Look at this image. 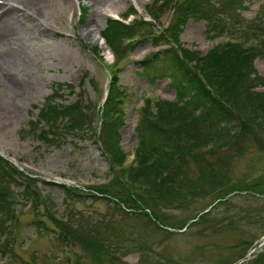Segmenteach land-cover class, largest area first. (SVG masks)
Wrapping results in <instances>:
<instances>
[{"label": "rangeland", "instance_id": "obj_1", "mask_svg": "<svg viewBox=\"0 0 264 264\" xmlns=\"http://www.w3.org/2000/svg\"><path fill=\"white\" fill-rule=\"evenodd\" d=\"M6 1L18 4L21 10L12 6L1 8V11L8 10L6 16L13 19V26L0 33V153L17 161L20 167H24L23 163L28 164L26 173L52 183L48 185L40 182L39 185L42 193L50 196L54 202V211L59 217L68 218L74 224H88L91 228H97L99 237L113 243L116 259L114 263L105 264H237L246 252L251 253L257 248L252 263H249L264 264V246L258 247L264 235V195L253 197L248 192L233 193L227 202L217 204L216 196L200 200L203 193L199 194L198 190L195 193L187 191L184 194L186 199L181 200L193 203L182 210H168L167 214L172 216L173 221L188 219L206 209L211 212L207 220L189 227L186 232L169 235L158 230L142 215L122 212L105 199L90 197L89 187L107 184L111 179L108 160L102 153L101 144L90 135L70 140L61 148L47 147L34 138L21 136V130L27 129L28 123L35 119L31 117L30 110L34 106L41 108L57 84L78 85L84 72H88L84 86L89 106L101 103V88L108 82L105 64L111 63L113 58L108 56L106 46L101 45L105 57L102 63L85 44L95 46L102 43L100 33L106 27L107 18L122 15L131 6L138 11L141 8L144 10L151 0H109L98 3L96 0H80L81 6L88 10L87 16L81 22L78 9L73 25L67 24L66 14L74 0ZM230 1L206 0V3L213 5L220 2L218 8L221 9ZM242 2L241 19L238 21L242 26L252 22L256 26L259 22L264 23V0ZM139 14L146 15L145 12ZM224 17L227 19L229 14L225 13ZM171 19L172 13L169 12L162 22L168 25ZM205 22L203 19H191L187 23L180 36L182 47L197 48L203 53L209 50L211 40ZM245 30L253 32L250 28ZM243 33L242 29L235 32L237 36L244 37ZM256 35H259V39H264V36L261 32L249 36L250 43L256 42L257 46L261 40L255 38ZM231 38L228 35L218 42ZM153 50L151 42L139 46L130 54L131 61L126 62L119 74L120 84L128 94L124 104L126 123L120 129V143L129 155L128 164L133 161L139 142L136 125L140 100L145 95L163 100H174L176 96L169 80L150 83L139 74L142 67L136 62L143 60ZM262 55L256 57L255 68L259 75L264 76ZM91 77L98 82L97 89L92 88ZM64 94L65 104L74 101L75 96L70 95L69 91L65 90ZM261 133L264 135V123ZM238 153L237 150H222L206 154V157L213 162L215 172L230 184L253 179L256 183L264 181V150L250 137L244 154ZM193 164L186 182H200L207 186L203 184L201 166ZM59 183L70 184L80 189L78 194L84 192L86 195L70 196ZM25 203L23 197L15 206L20 212V223L16 228V239L10 241L13 257L5 258L0 254V264H55L54 260L49 259L62 254L61 249H54L56 243L53 237L57 234L55 231H38L33 212L21 213ZM5 240L0 237V244ZM139 245L145 249L141 250ZM71 251L64 254L63 264H69L68 257L71 264L76 263L77 258L83 259L85 264H96V260L79 243L72 245Z\"/></svg>", "mask_w": 264, "mask_h": 264}, {"label": "trees", "instance_id": "obj_2", "mask_svg": "<svg viewBox=\"0 0 264 264\" xmlns=\"http://www.w3.org/2000/svg\"><path fill=\"white\" fill-rule=\"evenodd\" d=\"M171 7L176 8L178 17V22H174L170 30L173 41L180 37L190 17L213 18L207 23L217 24L214 21L217 16L206 0H185L182 5L176 0H164L162 10ZM133 32L134 29L121 23L108 21L103 36L116 50L120 40L129 38ZM262 53L258 47L230 42L215 47L205 56L185 49H181L180 54L169 49L153 55L152 60L144 63V75L152 73L153 79L170 78L179 101L185 103L151 100L146 103L137 125L139 145L135 159L127 166L128 155L120 143L125 92L115 77L104 108L101 137L111 156V169L117 172V177L109 185L97 189L99 193L118 202L124 201L125 197L123 203L133 209H149L159 218L157 208L160 204L180 202L186 199L184 194L187 191L195 193L200 187V182H186L193 163H198L203 173L208 171L214 175L213 162L206 154L222 150L242 153L250 137L264 150V135L261 133L264 90L257 91V88L264 87V77L258 75L254 66L255 58ZM42 119L50 127L53 137L42 131L40 139L49 146L57 145L54 143L60 139L79 136L86 122L93 121L92 115L79 104L63 109L51 106L43 113ZM17 179L11 172L4 171L0 164V211L6 215L12 209L5 202L7 190L2 185L17 183ZM25 195L37 199L29 187ZM48 217L69 235L70 240L79 243L96 264L114 263L113 243L99 237L98 230H87L82 226L73 230L51 213Z\"/></svg>", "mask_w": 264, "mask_h": 264}, {"label": "bare ground", "instance_id": "obj_3", "mask_svg": "<svg viewBox=\"0 0 264 264\" xmlns=\"http://www.w3.org/2000/svg\"><path fill=\"white\" fill-rule=\"evenodd\" d=\"M66 1H68V0H66ZM100 1H109V0H96L97 3ZM6 11H8V10H6ZM6 11H2L0 13V33H2L4 30H9V28L11 26H13L12 25L13 19L6 16V14H7Z\"/></svg>", "mask_w": 264, "mask_h": 264}]
</instances>
